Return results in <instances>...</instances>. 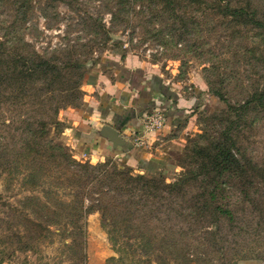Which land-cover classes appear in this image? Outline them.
Instances as JSON below:
<instances>
[{
	"label": "rangeland",
	"instance_id": "374dc122",
	"mask_svg": "<svg viewBox=\"0 0 264 264\" xmlns=\"http://www.w3.org/2000/svg\"><path fill=\"white\" fill-rule=\"evenodd\" d=\"M118 1L0 0V264L264 263V104L238 119L214 94L241 104L263 89L264 29L252 31L220 18L217 0H202L207 2L199 6L178 0L176 14L159 0H124L121 6ZM219 1L243 7L264 23V0ZM188 18L195 36L180 40L179 27ZM68 53L85 63L79 99L76 105L60 104L59 124L49 125L48 115L63 98L48 92L41 76L22 78V58L65 60ZM113 57L156 72L181 98L185 113L169 134L174 169L160 173L166 184L199 167L193 150L216 147L230 131L245 170L255 176L222 180L227 190L218 203L230 209L231 221L212 208L204 214L186 210L193 207L191 197L201 199L200 176L187 184L183 202L146 225L145 212L133 205L132 196L119 192L118 177L120 171L145 172L135 162L101 156L77 143L73 116L85 100L86 77ZM56 145L76 163H108L103 186L87 185L89 192L77 194L70 185L75 182L62 177L63 187L58 180L56 187L51 159L59 155ZM112 177L117 182L107 184ZM109 188L114 191L108 193ZM96 200L99 207L84 213ZM114 230L117 246L111 241Z\"/></svg>",
	"mask_w": 264,
	"mask_h": 264
},
{
	"label": "trees",
	"instance_id": "16d2710c",
	"mask_svg": "<svg viewBox=\"0 0 264 264\" xmlns=\"http://www.w3.org/2000/svg\"><path fill=\"white\" fill-rule=\"evenodd\" d=\"M159 1L163 6L167 7L168 10L174 11L175 14L177 10L181 8V4H179L178 0ZM118 2L120 6L124 4V0ZM186 2L188 5L199 6V4L206 3L207 1L186 0ZM214 6L216 8V14L222 19L229 20L230 23L240 24L247 28L250 27L252 31H261L264 29V23L258 17L246 13L243 7H233L230 4L223 5L219 0L214 3ZM27 9V7L25 9L22 7L21 10H24V14H27ZM193 22V18L192 20L188 18V20L185 19L183 21L182 25L179 27L180 33H178L180 40L186 35H194ZM202 32V30H199V34ZM23 59L25 61L23 64L24 68L19 72L22 78H29L33 74H36L37 77L41 76L48 92L52 91L62 96L63 99L56 103L51 114L48 115L49 125L57 126L59 124L57 113L60 108H63L60 104H65L64 106L66 107L72 104L76 105L78 102V89L80 82L85 76V63L81 62L80 57L73 58V53H68L65 60L64 57H59L57 55L52 57V59H47L34 54H32L31 57L25 55L22 61ZM214 94L215 96H219L223 102L226 103L228 114L238 119H241L242 114L246 110H257V106H263L264 104V87L262 90L253 92L251 97L241 104L228 103L223 95L219 93ZM44 123L40 124L42 135L45 134V129L47 127L46 123ZM229 136L230 131L225 133L224 139L222 138L218 145L212 149L208 147H199L193 150L194 155L201 159L199 167L185 170L170 184H166L159 173H145V175L133 176L130 170L129 172L120 171L118 177L122 179V181L118 179L120 183L119 192H126L132 196L133 205L141 207V210L145 212L141 216L146 220V225H150L154 221L160 220L161 218L157 217L166 214L164 211H167L169 206L177 205L178 201L183 202L182 200L187 197V184L190 181L198 180V177L202 176L203 178L201 181H203V183L200 182L201 199L195 196L191 197L190 201L193 207L186 210H190V214L195 211L204 214L210 212L212 208L215 215L231 221L233 217L230 209L218 203L220 196H223L227 190L226 184L223 183L222 180L225 176H241V179L247 178L249 180L254 179L255 176L253 178L251 177V169L245 170L237 144ZM53 150L59 153L54 160L51 157L52 163H54V171L57 175L55 177L56 187L58 180V188H62L63 182L60 180L62 177H66V181L75 182L74 185L72 183H70V185L77 189V194H86V191L89 192L87 185H95L97 183L103 186V182L107 180L106 169L108 163L96 166L90 164L82 165L72 161L71 155L60 145H56ZM56 159L64 162V164L57 162ZM247 163L249 164L250 162ZM115 178L116 177L109 178V183L107 184H111L110 182ZM262 178L264 179V176ZM124 179L126 181H123ZM252 182L253 181H250L251 184ZM113 191L114 189H107L108 193ZM84 199L85 197H82V203ZM94 204H96L95 207H99L100 203L98 200H96V203H91V205L85 209L84 213H89V211L94 208ZM147 208H150L151 212H148ZM114 231L115 235L111 236V241L113 245L117 246L120 241L116 233L117 230ZM149 245L150 243L148 241V246Z\"/></svg>",
	"mask_w": 264,
	"mask_h": 264
},
{
	"label": "crops",
	"instance_id": "0c3cea01",
	"mask_svg": "<svg viewBox=\"0 0 264 264\" xmlns=\"http://www.w3.org/2000/svg\"><path fill=\"white\" fill-rule=\"evenodd\" d=\"M121 59L106 58L87 75L85 100L73 116L74 137L82 147H89L101 156L113 154L125 162H135L145 173L171 171L174 167L169 164L168 155L173 139L169 134L185 113L180 109L181 98L156 72ZM155 109L165 114L166 125L161 131L143 133L142 122ZM102 126L117 130L129 143V149L117 155L106 140L96 139L94 133Z\"/></svg>",
	"mask_w": 264,
	"mask_h": 264
},
{
	"label": "water",
	"instance_id": "95a60500",
	"mask_svg": "<svg viewBox=\"0 0 264 264\" xmlns=\"http://www.w3.org/2000/svg\"><path fill=\"white\" fill-rule=\"evenodd\" d=\"M94 137L106 140L110 144L112 151L117 155L129 149V143L120 137L118 131L112 127L102 126L94 133Z\"/></svg>",
	"mask_w": 264,
	"mask_h": 264
},
{
	"label": "built area",
	"instance_id": "2783aa9c",
	"mask_svg": "<svg viewBox=\"0 0 264 264\" xmlns=\"http://www.w3.org/2000/svg\"><path fill=\"white\" fill-rule=\"evenodd\" d=\"M166 125V116L159 110L151 111L142 122L141 131L143 133H155L160 131ZM141 146V145H136Z\"/></svg>",
	"mask_w": 264,
	"mask_h": 264
}]
</instances>
